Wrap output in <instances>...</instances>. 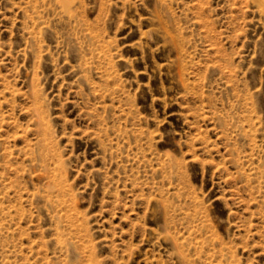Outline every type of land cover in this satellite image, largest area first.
<instances>
[{"label":"rangeland","instance_id":"obj_1","mask_svg":"<svg viewBox=\"0 0 264 264\" xmlns=\"http://www.w3.org/2000/svg\"><path fill=\"white\" fill-rule=\"evenodd\" d=\"M0 264H264L261 0H0Z\"/></svg>","mask_w":264,"mask_h":264},{"label":"bare ground","instance_id":"obj_2","mask_svg":"<svg viewBox=\"0 0 264 264\" xmlns=\"http://www.w3.org/2000/svg\"><path fill=\"white\" fill-rule=\"evenodd\" d=\"M262 2H263V4H264V0H261Z\"/></svg>","mask_w":264,"mask_h":264}]
</instances>
